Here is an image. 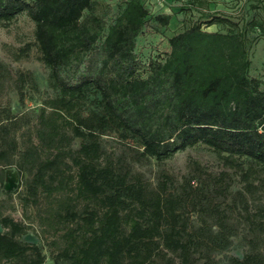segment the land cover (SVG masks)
I'll list each match as a JSON object with an SVG mask.
<instances>
[{"label": "trees", "instance_id": "obj_1", "mask_svg": "<svg viewBox=\"0 0 264 264\" xmlns=\"http://www.w3.org/2000/svg\"><path fill=\"white\" fill-rule=\"evenodd\" d=\"M204 1L198 0L201 7ZM122 2L116 14L105 0H0V23L25 14L35 24L42 61L61 94L49 102L51 113L42 111L37 130L41 149L56 154L34 164L28 191L34 197L40 189L51 195L76 180L75 198L103 207L102 215L89 209L81 215L75 198L67 202L63 218L81 222L78 229L84 230L81 241L77 229L68 233L59 258L69 264H147L161 246L192 264L195 241L185 240L179 212L187 199L168 192V178L151 190L139 179L130 182L129 174L112 164L103 165L100 138L114 126L139 143L145 158L164 161L202 144L228 155L229 167L242 170L232 159L239 157L264 169V82L251 76L250 59V33L258 29L264 36V21L240 25L206 10L168 39L163 57L145 65L138 39L151 29L168 28L172 16H152L143 0ZM214 25L228 31L207 29ZM90 93L100 95L102 113L84 117L77 106ZM63 118L71 121L73 137L83 140L76 152L67 149L71 138L63 132ZM37 156L38 149L23 153L26 164ZM68 158L75 175L64 169ZM208 175L210 186L222 184L223 178ZM243 177L248 191L258 189L250 169ZM0 224L5 230L0 264L45 263L39 247L21 241L27 230L22 224L8 217ZM256 227L264 230V222ZM251 243L246 258L233 264H264L257 242Z\"/></svg>", "mask_w": 264, "mask_h": 264}, {"label": "rangeland", "instance_id": "obj_2", "mask_svg": "<svg viewBox=\"0 0 264 264\" xmlns=\"http://www.w3.org/2000/svg\"><path fill=\"white\" fill-rule=\"evenodd\" d=\"M114 13L123 9L122 0H105ZM151 15L172 16L170 26L159 32H145L137 41V53L143 64L161 58L168 52V39L200 18L206 10L242 25L251 20L264 21V0H143ZM210 31L227 32L225 26L214 25ZM28 46H30L29 49ZM251 76L264 82V36L260 30L250 33ZM61 97L51 70L42 61L35 39V24L25 15L10 23H0V218H11L27 230L21 241L37 246L45 256L44 264H69L59 254L69 244L68 233L76 230L80 241L84 230L77 222L65 220L67 202L76 196V180L49 195L40 189L31 196L28 186L35 174L34 164L53 158L56 151L42 150L37 138L39 117L52 110L49 102ZM84 117L101 114V97L90 93L78 102ZM63 132L71 138L70 148L79 150L83 140L73 137L71 121L63 118ZM103 165L112 164L129 181L141 180L149 189L158 190L168 178V192L186 200L179 212L186 224L185 240L195 241L192 264H233L244 260L256 241L264 256V230L256 225L264 217V169L247 158H232L241 169L229 167L226 154H218L205 145H197L175 157L158 161L142 156L139 143L114 126L105 129L100 138ZM38 149L36 162L26 164L23 153ZM6 154V156H5ZM196 164L200 169H197ZM63 168L75 175L72 160ZM68 167H71L69 170ZM250 169L251 181L258 189L247 190L243 174ZM208 174L223 178L218 187L208 184ZM196 197V201L194 199ZM197 202V203H196ZM75 210L83 215L89 210L104 209L95 200H74ZM0 231L4 228L0 224ZM2 264H10L3 262ZM147 264H184L179 254L161 246Z\"/></svg>", "mask_w": 264, "mask_h": 264}]
</instances>
